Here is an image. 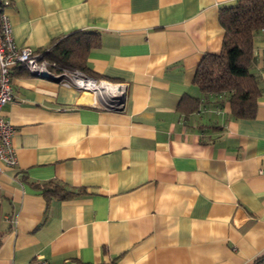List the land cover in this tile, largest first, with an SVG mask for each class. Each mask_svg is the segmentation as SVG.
<instances>
[{
    "label": "crops",
    "instance_id": "1",
    "mask_svg": "<svg viewBox=\"0 0 264 264\" xmlns=\"http://www.w3.org/2000/svg\"><path fill=\"white\" fill-rule=\"evenodd\" d=\"M237 0H9L19 46L74 31L98 39L86 74L126 85L122 109L74 85L11 69L17 162L0 160V264H250L264 253V29L250 71L253 116L194 82L222 49ZM199 98L183 111L182 99ZM55 182L74 194L46 195Z\"/></svg>",
    "mask_w": 264,
    "mask_h": 264
},
{
    "label": "trees",
    "instance_id": "2",
    "mask_svg": "<svg viewBox=\"0 0 264 264\" xmlns=\"http://www.w3.org/2000/svg\"><path fill=\"white\" fill-rule=\"evenodd\" d=\"M9 2V0H6ZM224 29L222 49L219 53H207L197 66L194 82L204 94L225 93L230 103L232 116L251 117L254 114L260 87L257 78L250 71L254 35L264 29V0H237L224 7L219 16ZM98 45V39L89 32L74 31L45 49L49 65L59 69H81L87 72L85 58L91 47ZM182 99L183 111L198 108L199 98ZM46 195L67 198L74 194L55 182L44 186ZM250 264H264V253L256 256Z\"/></svg>",
    "mask_w": 264,
    "mask_h": 264
},
{
    "label": "built area",
    "instance_id": "3",
    "mask_svg": "<svg viewBox=\"0 0 264 264\" xmlns=\"http://www.w3.org/2000/svg\"><path fill=\"white\" fill-rule=\"evenodd\" d=\"M6 2V0H0V109L3 104L10 102L13 98L11 69L14 66H23L34 74L53 78L60 83L74 85L83 91L90 92L96 96L95 104L98 107L123 108L125 84L91 77L81 69L56 70L45 58V49L33 50L28 46H19L14 39L9 18L3 11V4ZM12 132V124L0 114V160L9 167H13L17 162L11 142ZM261 170L264 172V166ZM26 264H50V262L43 256L36 255Z\"/></svg>",
    "mask_w": 264,
    "mask_h": 264
},
{
    "label": "water",
    "instance_id": "4",
    "mask_svg": "<svg viewBox=\"0 0 264 264\" xmlns=\"http://www.w3.org/2000/svg\"><path fill=\"white\" fill-rule=\"evenodd\" d=\"M43 75H45V73H43Z\"/></svg>",
    "mask_w": 264,
    "mask_h": 264
}]
</instances>
